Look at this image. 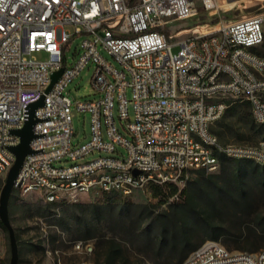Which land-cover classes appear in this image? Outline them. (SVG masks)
<instances>
[{
  "label": "built area",
  "instance_id": "1",
  "mask_svg": "<svg viewBox=\"0 0 264 264\" xmlns=\"http://www.w3.org/2000/svg\"><path fill=\"white\" fill-rule=\"evenodd\" d=\"M232 1L0 0V177L6 178L16 161L10 148L21 138L13 131L25 126L29 106L43 97L44 105L35 112L34 153L25 158L14 184L23 196L36 193L47 203L64 204L92 193L129 197L152 187L168 192L176 186L173 202L180 199L189 172L216 173L223 157L264 167V141L257 146L223 144L213 132L229 109L241 103L250 105L257 125H264V13L218 22L209 33L195 32L182 40L164 30L201 11L217 13ZM83 34L93 38L83 41L79 60L68 67L63 47ZM174 46H180L178 53ZM100 47L124 71L107 62ZM36 53L48 59L38 60ZM91 63L96 65L93 84L102 97L77 103L79 111L91 113L92 134L74 149L73 102L66 88ZM62 69L47 93L53 74ZM116 100L121 128L114 116ZM119 148L126 157L118 156ZM94 152L108 156L55 166ZM74 249L93 251L83 242ZM183 264H264V249L231 251L219 241H207Z\"/></svg>",
  "mask_w": 264,
  "mask_h": 264
},
{
  "label": "rangeland",
  "instance_id": "2",
  "mask_svg": "<svg viewBox=\"0 0 264 264\" xmlns=\"http://www.w3.org/2000/svg\"><path fill=\"white\" fill-rule=\"evenodd\" d=\"M261 13H264V0H234L223 4L217 13L201 11L197 16L170 22L164 30L182 40L195 32L209 33L218 22L230 24ZM91 38L93 36L83 34L65 44L64 64L73 67L83 52V41ZM172 51L178 53L180 46H174ZM100 53L113 67L124 71L122 65L101 47ZM34 56L38 60L48 59L44 53ZM95 70L94 63L87 65L66 88V95L73 102L74 149L91 139V113L79 111L77 103L102 97L93 84ZM127 96L132 100L131 88ZM114 116L121 128L118 100ZM129 116V121H134L131 104ZM213 131L223 144L257 146L264 141V126L253 121L251 107L246 103L234 105L213 126ZM118 150L119 157L127 156L124 149ZM100 156L108 154L94 152L78 162L62 159L55 166L68 167ZM256 165L255 162L223 159L216 173L189 172L182 185L190 187L192 208L185 209L160 205L157 195L163 187L157 189V194L152 187L136 191L129 197L92 193L61 206H48L41 194L23 196L14 191L9 211L19 245L18 264H108L106 261L113 251L115 255L111 258L115 264H172L183 249L173 238L175 228L178 231L181 226L190 234L188 245L192 251L207 241H216L212 237L219 235L217 241L231 251L258 253L264 249V167L259 165L255 172ZM5 182L6 178L0 177V196ZM97 204L107 205L99 215L94 213ZM123 204L131 206L124 208ZM163 216L170 224L166 239L160 236L159 240H152L161 233L159 221ZM79 242L91 245L92 253L76 252L74 246ZM11 259L10 236L0 225V264H11Z\"/></svg>",
  "mask_w": 264,
  "mask_h": 264
},
{
  "label": "water",
  "instance_id": "3",
  "mask_svg": "<svg viewBox=\"0 0 264 264\" xmlns=\"http://www.w3.org/2000/svg\"><path fill=\"white\" fill-rule=\"evenodd\" d=\"M63 72L64 69L57 71L53 74L52 83L47 89L46 91L47 93H49L52 90L53 86L58 81V79L60 78ZM43 105H44V97L38 102L31 104L28 108L29 116L25 126L21 130L13 131L14 134L18 135L21 138V143L18 146L10 148V150L16 156V161L6 177V182L0 196V221L2 225L7 229L10 236V245L12 252L11 264H18L19 245L16 236V230L13 227L10 219V211H9L10 199L14 190L15 181L24 164L25 158L28 155L34 153V151L31 149L30 144L31 141L36 137L35 133L33 132L34 125L37 123V119L35 118V112L38 108L42 107ZM137 174L138 172H136V175Z\"/></svg>",
  "mask_w": 264,
  "mask_h": 264
},
{
  "label": "trees",
  "instance_id": "4",
  "mask_svg": "<svg viewBox=\"0 0 264 264\" xmlns=\"http://www.w3.org/2000/svg\"><path fill=\"white\" fill-rule=\"evenodd\" d=\"M231 109V108H230ZM229 109V110H230ZM229 112V111H228ZM228 112L226 114H228ZM226 116V115H225ZM242 119V118H241ZM254 121V120H253ZM264 126V125H262ZM214 132V131H213ZM215 133V132H214ZM223 159H229V160H235V159H230V158H225L223 157ZM239 161H248L250 163H254V161L252 160H239ZM257 164V163H256ZM257 170H259V164L256 165V167H254V171L256 172ZM154 193L157 194V189H159V187H154ZM14 192V190H13ZM179 193V188L176 187V186H171L168 190V192H165L164 190L163 191H160V195H157V197L159 198L158 199V203L160 205H166V206H169L171 207L172 209H185V208H192V197H191V193H190V187L188 185H186L182 191L180 192L179 196H180V199H182L183 203H178V202H170V198H172L173 196L177 195ZM13 196V193L11 195V197ZM11 200V199H10ZM48 206H61L63 204H53V203H47ZM66 204V203H64ZM131 205L129 204H123V207H129ZM104 208H107V205L105 204H97L95 205V210H94V213L96 215H99L103 210ZM264 219V218H263ZM0 225L1 227L7 231V229L2 225L1 221H0ZM159 225L161 227L160 229V232L159 234H157L155 237H152L151 239L152 240H159V238L161 237H166V232L167 230L169 229V219L167 217H161L160 221H159ZM178 232V233H177ZM149 235V234H147ZM161 236V237H160ZM154 238V239H153ZM173 238H175V240L177 239L178 243L180 245H182L183 249H182V253L180 254V256L178 257V259H176V261L172 264H183L185 262V260L188 258V256L190 255L192 251V248L188 245L189 244V239H190V234L189 232L186 230V228L184 226H181L179 228V230L177 231L176 228L174 230V235H173ZM220 236L219 235H216L214 237H212L213 240H219ZM166 238H164L165 240ZM165 242V241H163ZM113 254H110V257L107 259V263L108 264H115L114 260L111 258V256H114L115 253L114 251L112 252Z\"/></svg>",
  "mask_w": 264,
  "mask_h": 264
}]
</instances>
